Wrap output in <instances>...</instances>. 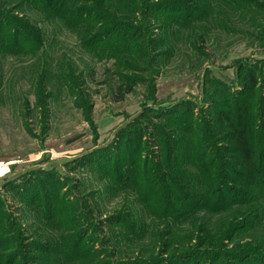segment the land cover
Segmentation results:
<instances>
[{"label": "rangeland", "instance_id": "rangeland-1", "mask_svg": "<svg viewBox=\"0 0 264 264\" xmlns=\"http://www.w3.org/2000/svg\"><path fill=\"white\" fill-rule=\"evenodd\" d=\"M102 1H68L89 15L72 22L64 0H0V264H196L186 248L203 250L205 224L231 234L226 248L263 251L264 208L199 205L174 221L146 181L159 140L176 139L169 113L203 125L243 89L245 64L263 93L264 0ZM102 12L120 24L95 40Z\"/></svg>", "mask_w": 264, "mask_h": 264}, {"label": "trees", "instance_id": "trees-1", "mask_svg": "<svg viewBox=\"0 0 264 264\" xmlns=\"http://www.w3.org/2000/svg\"><path fill=\"white\" fill-rule=\"evenodd\" d=\"M64 1L67 2H64V19L72 22L89 19L86 12L77 14L76 8L68 4L70 0ZM102 3L101 5L107 9L105 0ZM92 12L95 14L97 8ZM101 14L102 19L99 21L107 26L97 33L98 36L95 35L97 36L95 40L100 37L103 39V36L112 31L111 27L120 24L114 22L107 12ZM87 35L88 33L82 36L84 47L90 45L87 44V41H90L87 37L91 34ZM121 41L128 42V39L123 38ZM128 46L130 45H125L126 49ZM114 50L119 49L115 47ZM245 65L246 80L243 89L234 91L232 97L217 96L210 104L203 125L194 126L192 119L186 120L184 116L176 115L174 112L169 113L164 119L165 126L171 128L176 139L167 135L165 140H159L157 148L160 150L155 165L161 173H157L158 178L146 181L147 193L152 190V195L155 196L156 192L154 198L156 205L153 207L155 210L159 209L158 215L160 213L163 217L178 221L181 214L187 217L195 212L199 205L198 209L214 212L231 205H243L249 201L253 203L251 207L253 212L260 213L263 210L264 90L262 93L259 89L260 80L255 66ZM131 89L132 84L129 83L124 91L129 92ZM216 93L217 91L211 92L204 98L210 100ZM173 107L175 106H168ZM136 136L138 142L143 135L138 133ZM213 148L218 156H206L208 149ZM155 183L157 188L153 190ZM246 224L242 222L235 230L245 227ZM206 225L199 227L197 231L200 232H196V240H202L206 245L203 250L200 251L193 246L194 244L186 248L189 251L187 254L190 255L188 258L199 259L196 264H208L213 257L222 259L225 257L232 260L233 264L264 262L262 254L264 250L262 251L259 245L226 248V239L230 238L231 234L227 236L225 231L212 233L210 227L207 228ZM12 259L13 257L5 264H10ZM223 263L227 264L225 259Z\"/></svg>", "mask_w": 264, "mask_h": 264}]
</instances>
